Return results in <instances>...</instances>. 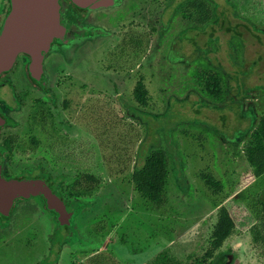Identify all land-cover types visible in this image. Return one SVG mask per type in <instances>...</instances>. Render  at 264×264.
<instances>
[{
	"label": "rangeland",
	"instance_id": "374dc122",
	"mask_svg": "<svg viewBox=\"0 0 264 264\" xmlns=\"http://www.w3.org/2000/svg\"><path fill=\"white\" fill-rule=\"evenodd\" d=\"M186 1L127 0L104 16L108 32L62 50L75 57L72 66L52 60L50 87L57 105L67 99L78 111L67 115L76 136L48 150L44 127L28 120L34 127H24L25 139L40 141L28 159L54 169L59 190L81 181L75 173L83 168L96 181L86 195L80 187L73 194L76 236L57 264H151L162 252L192 264L209 247L221 207L235 224L221 249L231 251V264H264L250 235L262 226L257 196L264 175L254 178L244 155L247 127L264 117V0H207L215 17L205 26L177 9ZM21 63L10 75L17 89L29 87ZM210 75L218 92L207 89ZM137 82L147 91L144 107L133 99ZM39 102L48 109L45 97ZM156 150L166 152L167 163L159 206L131 183L134 168ZM60 168L68 174L59 176ZM203 175L222 183L218 195ZM50 222L40 205L19 202L8 225L0 221V264H51Z\"/></svg>",
	"mask_w": 264,
	"mask_h": 264
},
{
	"label": "flooded vegetation",
	"instance_id": "af4514ba",
	"mask_svg": "<svg viewBox=\"0 0 264 264\" xmlns=\"http://www.w3.org/2000/svg\"><path fill=\"white\" fill-rule=\"evenodd\" d=\"M3 1L4 3L2 4V0H0V27L8 9V0ZM126 1L127 0H96V3L92 6L64 10L62 14V26L64 27V41L66 43L62 45H53L51 47V54L48 58V64H46V69L43 74V81L45 83L44 88H36L30 84V71L28 74L25 72L26 70L23 66L24 61L21 56L17 59V62L19 60L22 62L20 73L29 87L19 89L13 87L11 76L5 77L0 84V113L3 117V128L0 132V153L3 159L2 173L8 180H41L47 184L50 191L63 204L66 212L70 214L73 238L64 245L73 241L76 236V232L73 230L74 215L71 212V209L76 204V207H78L79 203L77 200H74V195L72 193L70 194L69 191H65L63 187L60 189L62 191L58 189L59 180L58 178L55 179L52 177L54 169L44 167L42 164L43 161H38L34 164L28 159V157L37 152V146L40 141L34 137H29V139L26 140L23 135L24 127H34V125L44 127L43 132L47 134L45 142L48 150L50 147L54 149L55 147L60 146L61 143H71L74 141L76 135H72L71 124L73 122L67 119V115H72V113L76 112L78 113V111H70L71 105L67 99H63L62 103L59 105L56 104V93L50 87L52 79L50 70H52L51 65L54 62L52 60L58 59L67 66H72L75 57L73 59V56L71 57V55L70 57L65 56L62 50L65 48L76 47L73 45L74 40H78V44L81 46L88 43L91 44V42H94L93 39L99 35L100 32L101 34L108 32L109 29L102 22L104 16H109L112 12L123 9L122 6L125 5ZM17 62L14 68L16 67ZM26 64H28V60ZM7 96L9 98H7ZM34 96H38L39 98L45 97L48 103V109L39 102L38 97L36 98ZM26 107H28V111L25 109ZM53 112H56V116ZM56 117L58 118L57 120ZM20 118H23V120ZM53 118L54 120H52ZM28 120L30 124L32 123L34 125L31 126L28 124ZM80 120H82L81 117ZM87 154L89 153L87 152ZM88 170L91 169L83 168L77 170L75 174L79 176H90V174L87 173ZM55 171H57L56 173L59 176H64L69 172L68 170L64 172L61 168ZM37 177H45L48 180ZM21 202H35L40 205L43 212L47 213L43 209V203L40 198H31L28 201ZM49 216L51 217L50 224L52 223L53 230H51V234H49L48 237V256L52 254L53 259L52 261L49 260V262H51V264H57L61 253L54 250L51 245L56 232V224L52 215L49 214ZM44 259L47 260L46 257Z\"/></svg>",
	"mask_w": 264,
	"mask_h": 264
},
{
	"label": "water",
	"instance_id": "95a60500",
	"mask_svg": "<svg viewBox=\"0 0 264 264\" xmlns=\"http://www.w3.org/2000/svg\"><path fill=\"white\" fill-rule=\"evenodd\" d=\"M96 0H8V9L0 27V84L10 76L17 59L24 56L30 69L29 82L44 88L43 74L53 45H62V14L69 8L92 6ZM3 117L0 113V132ZM0 153V215L9 217L21 201L40 198L43 209L52 215L56 232L52 248L62 252L72 240L70 214L41 180H8L2 173Z\"/></svg>",
	"mask_w": 264,
	"mask_h": 264
},
{
	"label": "trees",
	"instance_id": "16d2710c",
	"mask_svg": "<svg viewBox=\"0 0 264 264\" xmlns=\"http://www.w3.org/2000/svg\"><path fill=\"white\" fill-rule=\"evenodd\" d=\"M177 9L181 11L183 9V12H185V9L186 12L189 13V16L191 15L195 22L201 26H205L215 17L212 7L207 0H187L184 4L177 5ZM21 58L24 61L23 66L25 67V72L28 74L30 70L28 64H26L27 60L23 56H21ZM205 81H207V89L210 87V93H213L214 90H216L215 92H218V81L215 76L210 75ZM132 95L133 99L139 106L144 107L146 105L147 91L141 82L136 83ZM179 104L181 106L183 105L182 102ZM171 108L172 107H169L168 111H170ZM248 129L251 130L248 136L247 145L244 147V155L247 163L252 169L254 178H259L264 175V117L259 121L256 127L251 128L249 124L247 130ZM169 145H171V143ZM165 153L166 152L156 150L147 154L142 163L139 166H136L131 174V183L134 185L135 191L154 206H159L165 200V182L167 175ZM168 156L171 158L172 163L177 165L175 158L170 152H168ZM79 177H81V181L76 180L74 184L70 185L69 192L70 194H76L77 192L75 191L80 187L82 190L81 194L86 195L91 191L96 181L91 176ZM37 178L44 179L45 177ZM202 179L204 185L212 194L218 195L222 191L223 185L221 182H218L211 176L207 175H203ZM44 180L48 179L45 178ZM83 186L85 188L82 189ZM257 204L261 210L262 226L261 228L252 227L250 229V235L254 244H260V246H262V256L264 259V188L257 196ZM76 206L77 204L74 205L72 209L78 211L79 206ZM10 217L11 216L6 217L0 215V221L2 222L3 219L6 222V225L1 227H6L8 225ZM234 230L235 224L228 210L225 207H221L216 215V222L210 235L209 247L201 257L195 258L192 264H231V251H222L221 249L224 242L233 235ZM151 264L177 263L174 262L166 252H162Z\"/></svg>",
	"mask_w": 264,
	"mask_h": 264
}]
</instances>
